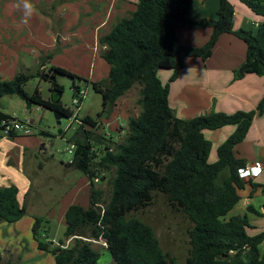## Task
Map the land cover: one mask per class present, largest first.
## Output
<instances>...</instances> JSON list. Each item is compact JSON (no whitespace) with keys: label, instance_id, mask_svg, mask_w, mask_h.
Segmentation results:
<instances>
[{"label":"trees","instance_id":"obj_1","mask_svg":"<svg viewBox=\"0 0 264 264\" xmlns=\"http://www.w3.org/2000/svg\"><path fill=\"white\" fill-rule=\"evenodd\" d=\"M261 20L254 28L235 27V6L231 0H220L218 18L208 41L199 47L180 45L177 30L186 24H197L188 18L192 0H139L136 10L121 18L100 39L102 56L109 63L106 85L94 82L102 93L103 111L109 116L117 103L134 85L139 84L140 112L129 117V131L117 142L111 135L99 133L98 119L83 117L73 142L75 151L69 165L81 170L89 179L90 206L71 204L65 213V239L46 241L41 231L45 218L35 216L33 236L38 248L50 252L56 264H99L102 252L93 246L103 240L117 264H177L161 246L155 229L132 211L150 204L154 192L164 193L171 205L180 207L193 223L190 234L191 253L186 264H264L261 244L264 231L249 234V213L264 216L254 204L244 215H226L241 201V190L247 184H259L242 177L248 164L237 157L235 147L245 140L256 115L264 112V96L255 109L232 113L212 111L192 118L176 116L169 102L170 83H163L159 69L172 68L170 81L176 80L189 56L207 59L222 33H232L247 45L244 72L264 75V0H240ZM41 66L45 65L42 60ZM48 72L17 73L12 79L0 75V100L17 95L28 102L58 110L68 115L54 82L53 100L32 94L25 84L34 76L41 79L64 74L72 87L81 77L63 67L52 66ZM58 100V101H57ZM11 115L0 110V122ZM235 125V131L217 149V160L209 161L212 142L204 130ZM12 135L10 137H15ZM99 146L101 155L98 154ZM99 157V158H98ZM114 171L108 201L96 187L100 171ZM104 178V176H103ZM264 192V185L262 188ZM104 202V203H103ZM264 207V205H263ZM27 214L18 198L16 185H0V224L16 222ZM69 243H67V241ZM0 264H12L3 261ZM19 264V263H13Z\"/></svg>","mask_w":264,"mask_h":264},{"label":"rangeland","instance_id":"obj_2","mask_svg":"<svg viewBox=\"0 0 264 264\" xmlns=\"http://www.w3.org/2000/svg\"><path fill=\"white\" fill-rule=\"evenodd\" d=\"M32 2L36 12L28 24H23L21 13L15 8L16 0H0V75L4 79H12L22 71L36 73L37 69H41L48 72L52 66H63L81 77L82 80L76 79V82L88 89L87 97L81 104L80 116L91 115L98 119L99 133L109 134L117 142L124 140L129 131V117L137 116L141 110L137 102L140 85H134L122 96L109 116L105 113L101 115L103 96L93 83L99 82L101 85H106L109 81L110 65L102 57V48L99 47L97 52L93 47L84 46L83 41L88 39V35L80 30L82 34L73 35L70 38L72 42L70 45L58 43L56 47L40 51L39 46L34 44L35 35H38L35 31L41 29L44 22L38 20L39 15L51 13L54 17L55 10L45 5L44 0H32ZM58 5L59 0H57L56 8ZM58 10L59 8L56 9ZM53 21L51 28L60 30L59 19ZM46 27L50 28V24L48 23ZM48 59L46 64L49 65L40 67L42 60L46 62ZM54 82L60 85L62 105L65 108L76 110L73 103L72 80L64 74L57 73L55 79H41L39 76H34L25 84V89L32 94L38 88L43 98L53 100ZM0 110L27 122L31 128L30 134L15 137L4 136L0 129V171L8 169L13 176L24 175L30 178L32 188L26 198L22 196V201L26 199V202L31 204V211L36 216L45 218L41 227L42 232L49 230L51 237H54L57 242L65 239V214L62 219L59 218L64 209L72 200L73 204H81L86 208L90 206V187L85 185L88 177L81 170L69 165L74 155L69 148L77 136L79 125L76 122L70 125L67 115L62 116L61 125H58L54 110L36 103L29 106L27 100L17 95L3 96L0 100ZM204 132L208 134L214 131L205 130ZM209 136L214 138L211 134ZM96 148L98 154L101 155L99 146ZM217 149V146L212 144L210 162L217 160ZM99 175L96 187L103 190V199L108 201L111 196V178L114 171H100ZM20 183L24 184L21 181ZM71 186L74 192L78 191L77 195L69 193ZM250 187L251 185L248 184L246 188ZM258 193L252 202L257 209H260L264 204V192L260 189ZM241 194L243 198L247 195L244 189ZM243 201L241 199L226 215L227 219L248 212L243 206ZM53 207L56 209L57 217L49 220L48 211ZM248 213L250 219L248 233L257 234L264 231V216ZM129 216H137L150 224L155 229L164 251L171 257H175L177 264H186L192 248L189 232L193 223L180 207L169 203L164 193L155 191L150 204L132 211ZM104 245L103 240L93 242V246L102 252L99 264H117ZM261 247L264 253V242ZM13 256L8 255L7 257L13 262H20V255ZM31 256L34 257V255ZM49 257L51 262L55 263L54 258L51 255Z\"/></svg>","mask_w":264,"mask_h":264},{"label":"crops","instance_id":"obj_3","mask_svg":"<svg viewBox=\"0 0 264 264\" xmlns=\"http://www.w3.org/2000/svg\"><path fill=\"white\" fill-rule=\"evenodd\" d=\"M44 1L45 5L53 7L55 16L53 17L51 13L39 15L38 20L44 22L42 28L35 31L38 35H35L34 44L39 46L40 51L56 47L58 43L70 45L72 43L70 38L78 33L82 34L79 32L81 30L88 35V39L83 41V45L87 48L93 47L97 52L101 47L102 53L105 46L101 44L100 39L107 35L121 18L129 16L135 11L139 0H59L58 11H56L57 0ZM231 1L235 6L236 28H254L261 20L259 15L252 12L240 0ZM219 4L220 0H192L187 14L188 18L200 22L186 24L178 28L180 45L199 47L208 41L213 32V25L218 18ZM54 19H59L60 30L51 28ZM48 23L50 28L46 27ZM55 25L57 27L56 23ZM246 55L247 45L242 39L232 33H222L212 55L207 59L199 56L187 57L176 80L170 81L171 67L160 68L158 73L160 79L163 83H170L169 102L176 116L192 118L212 111L232 113L240 109H255L264 96V75L245 72L242 77H235V71L245 63ZM48 61L49 59L46 60L44 67L49 65L46 64ZM235 129L236 126L230 124L213 130L214 132L204 133L218 148ZM210 134L214 138L210 137ZM235 154L237 157L245 158L248 164L259 162L263 167V171L258 176L251 178L259 185L253 187L250 184L251 187L247 189V184L244 189L247 195L244 198L242 196L243 206L248 210V207L253 204L252 199L258 196L259 190L264 185V112L256 115L245 140L235 147ZM20 181L24 184H21ZM0 185H16L19 201L27 208V214L18 221L0 224V254L3 261L12 264H55L51 262L49 256L51 255L53 258L54 256L50 252L38 248V242L34 239L32 230L36 214L31 211V204L26 202V199L22 201V196L24 195L26 198L32 188L30 178L24 175L13 176L6 169L0 171ZM85 185L90 187L89 179ZM73 190L74 188L71 186L69 193L77 195L78 191L74 192ZM71 204H73V200L59 218L62 219ZM263 205L260 209L264 213ZM55 212L54 207L48 211L49 220L57 217ZM43 236H46L44 238L46 241L53 240L54 243H57L56 239L51 237L49 230L43 233ZM261 251L263 253L262 247ZM8 255H20V262H13L7 257ZM46 259H48V263H46Z\"/></svg>","mask_w":264,"mask_h":264},{"label":"built area","instance_id":"obj_4","mask_svg":"<svg viewBox=\"0 0 264 264\" xmlns=\"http://www.w3.org/2000/svg\"><path fill=\"white\" fill-rule=\"evenodd\" d=\"M73 91V103L76 106V110H69V114L67 115L70 121V125H73L75 122L78 125L84 124L83 117L80 116L81 104L84 99L87 97L88 89L83 86L81 83H77L74 87H72ZM0 129L3 131L4 136L10 137L12 135H27L31 133V128L29 124L15 116H11L9 118L2 119L0 122ZM109 135V134H108ZM69 151L74 154L75 144H72L69 148ZM263 171L262 165L259 162L249 163L242 170V177L249 181L252 177L258 176ZM98 181V179H96Z\"/></svg>","mask_w":264,"mask_h":264},{"label":"clouds","instance_id":"obj_5","mask_svg":"<svg viewBox=\"0 0 264 264\" xmlns=\"http://www.w3.org/2000/svg\"><path fill=\"white\" fill-rule=\"evenodd\" d=\"M15 8L21 13V22L28 24L31 17L35 14L36 8L32 0H16Z\"/></svg>","mask_w":264,"mask_h":264},{"label":"water","instance_id":"obj_6","mask_svg":"<svg viewBox=\"0 0 264 264\" xmlns=\"http://www.w3.org/2000/svg\"><path fill=\"white\" fill-rule=\"evenodd\" d=\"M248 68V64H246V63H244L242 66H241V68H240V72H244L246 69ZM52 79H55V77L54 76H52ZM57 93L59 94V97H61V95H62V92H61V90H57ZM58 101V100H57ZM31 102H28V105L29 106H31ZM55 112V116H56V119H57V123H58V125H61V118H62V116H63V114H62V112H60V111H58V110H54Z\"/></svg>","mask_w":264,"mask_h":264}]
</instances>
